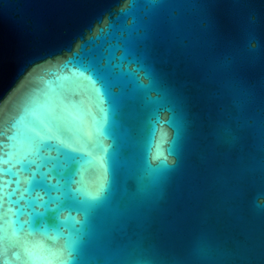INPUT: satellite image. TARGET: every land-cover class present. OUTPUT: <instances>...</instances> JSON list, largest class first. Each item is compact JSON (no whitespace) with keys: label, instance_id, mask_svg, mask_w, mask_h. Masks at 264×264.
Here are the masks:
<instances>
[{"label":"water","instance_id":"obj_1","mask_svg":"<svg viewBox=\"0 0 264 264\" xmlns=\"http://www.w3.org/2000/svg\"><path fill=\"white\" fill-rule=\"evenodd\" d=\"M5 98L13 143L67 146L0 212L35 264H264V0H0Z\"/></svg>","mask_w":264,"mask_h":264},{"label":"snow or ice","instance_id":"obj_2","mask_svg":"<svg viewBox=\"0 0 264 264\" xmlns=\"http://www.w3.org/2000/svg\"><path fill=\"white\" fill-rule=\"evenodd\" d=\"M121 2L123 3V0H121ZM81 69V76H83V73L90 74V76L84 77V79L87 80L91 86L96 106L99 107L104 100V93L102 90L103 85L93 69H89L87 67ZM92 76L95 77L94 80L91 78ZM72 87L73 86H71L70 90H72ZM23 100L24 97H20L17 104L13 106V109H11L16 112L17 116L19 115L18 107L23 103ZM6 103L7 98H5L4 101H0V105ZM13 119H15V117H13ZM17 134L18 132L14 124L9 123L8 127H5L3 114L0 112V159L11 157L8 159V163L11 164V167L6 168L4 172H0V212L3 211L4 204L9 201L11 196H15L16 193L21 192L22 184L26 186L25 190H27L28 187H32L33 180L35 179V173L31 170L36 164V158L38 157L41 147L45 142L56 140V145H58L61 149L66 150L67 147L63 140L59 139L60 135L51 137L42 136L37 132L36 135L39 138V142L24 145L22 142L13 143V137L17 136ZM81 135L83 136L86 144L93 143L91 134L86 129H81ZM6 144H11V147L6 148ZM13 169H15V171H13ZM29 172L31 174L25 176V174ZM81 181H83V177H81ZM73 183H76V180H74ZM5 185H7V194L4 191ZM36 199L40 202H44L43 198L38 195ZM11 207L16 209V211H13L12 215L17 216L20 212L19 200H14ZM3 223V217L0 216V225ZM32 224V214L30 213L29 219H26L24 224L20 225L21 231H23L24 225H27L28 228L32 229ZM50 244L53 249L60 251L61 253L63 251H67L56 241H51ZM71 262L72 255L71 252L68 251L67 256H64L63 254L57 256L54 264H71ZM0 264H35V257L32 255L22 239L16 236L10 237L5 235L2 229H0Z\"/></svg>","mask_w":264,"mask_h":264}]
</instances>
